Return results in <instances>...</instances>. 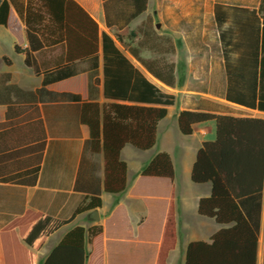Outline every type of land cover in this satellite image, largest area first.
I'll return each instance as SVG.
<instances>
[{
  "label": "crops",
  "instance_id": "obj_1",
  "mask_svg": "<svg viewBox=\"0 0 264 264\" xmlns=\"http://www.w3.org/2000/svg\"><path fill=\"white\" fill-rule=\"evenodd\" d=\"M98 26L97 50L87 51L89 35L80 22L73 20L81 45L69 50L66 42L45 45L33 57L37 72L25 64V56L14 51L15 37L0 25V230L26 211L69 220L85 200H101L99 221L90 220L92 210L74 218L68 226L54 233L36 254V264H43L50 252L73 227L85 229L100 224L103 232L92 243L85 240L86 264H156L164 223L170 205L175 216V244L167 253L165 264H184L186 248L191 242L210 243L211 237L229 225L199 215L201 199L210 197V183L195 184L191 169L203 143L216 138L215 121L196 124L192 134L180 133V112H203L234 118L264 119V113L227 102L224 60L215 24L214 6L222 4L257 10L256 3L213 2L211 6L180 0L147 2V9L127 25L126 40H139L136 28L151 17L156 32L169 36L175 52L169 57L174 64L175 85L167 87L155 80L116 40L117 27L107 26L105 0H72ZM11 16L21 28V48L28 49L25 26L10 5ZM210 21L212 40L200 39L208 33L201 21ZM101 33L109 35L135 68L163 93L173 96L169 106L128 103L105 99L103 95V56ZM83 42V43H82ZM93 44V41H90ZM203 46L205 49H201ZM143 59H153L147 51ZM116 68H120L116 66ZM119 69H117V72ZM71 74L64 79L58 75ZM92 76V79H91ZM136 78L126 86H135ZM89 86L92 88L89 89ZM118 103L165 108L159 121L155 145L140 151L130 145L121 150L127 165V188L119 195L104 191L102 154L84 152L89 129L81 123L83 104ZM43 144L39 161V146ZM170 156L174 178L143 177L142 169L158 153ZM38 168L35 185H19L2 178ZM94 210V209H93ZM0 264L3 256L0 246ZM256 264H264V186L259 214Z\"/></svg>",
  "mask_w": 264,
  "mask_h": 264
},
{
  "label": "trees",
  "instance_id": "obj_2",
  "mask_svg": "<svg viewBox=\"0 0 264 264\" xmlns=\"http://www.w3.org/2000/svg\"><path fill=\"white\" fill-rule=\"evenodd\" d=\"M148 0H105L107 26L117 27L116 40L158 82L175 85L174 64L169 57L175 45L169 36L155 30L151 17L133 32L139 40L133 45L126 40L127 25L147 9ZM10 5L25 26L28 49L21 48V28L11 16ZM214 16L220 50L224 60L227 102L264 113V0L257 10L216 4ZM82 31L89 35L87 51L97 50V24L72 0H0V25L15 37L14 51L25 56V64L37 72L33 53L48 44L66 42L69 50L81 46L76 39ZM103 56V95L105 99L128 103L169 106L173 96L163 93L149 82L117 47L106 33H101ZM83 43V42H82ZM147 51L153 59H143ZM116 66L120 68H116ZM117 69L119 71L117 72ZM135 75L136 85L126 86ZM71 74L56 77L64 79ZM92 79V76H91ZM92 86H89V89ZM165 108L109 103H86L81 107L80 120L89 129L84 152L102 154L104 191L119 195L127 188V165L121 150L130 145L147 151L155 145L159 121ZM215 121L216 138L205 142L197 151L191 169L195 184L210 183L211 195L201 199L198 213L213 218L220 225H229L216 232L211 242H191L184 264H256L259 236V214L264 186V119L234 118L203 112H180L179 131L192 134L196 124ZM39 161L43 144L39 146ZM39 169L17 173L1 181L33 186ZM143 177L173 179L170 156L161 152L142 169ZM101 200L91 197L83 201L67 220H58L41 213L26 211L0 230L3 264H36V254L54 233L68 226L84 212L100 208ZM102 225L87 229L73 227L50 252L43 264H86L85 240L92 243L101 236ZM175 244V216L171 204L166 215L156 264H165L167 253Z\"/></svg>",
  "mask_w": 264,
  "mask_h": 264
},
{
  "label": "rangeland",
  "instance_id": "obj_3",
  "mask_svg": "<svg viewBox=\"0 0 264 264\" xmlns=\"http://www.w3.org/2000/svg\"><path fill=\"white\" fill-rule=\"evenodd\" d=\"M161 0H151V3L153 5H156L157 3H159ZM182 2H191V1H194L196 2L197 0H180ZM199 3L201 4V14H203L205 11H204V8H207V7H202L204 4L207 5V6H211L213 4V2H222V3H232V4H242V3H256V2H259L260 3V0H198ZM200 26L201 28H205L206 29V32H208L204 38L202 37V35L200 36V39L201 41L204 39V40H207L208 42H211L212 40V33H211V26H210V21H208L207 19L201 21L200 23ZM129 37H132V36H128ZM130 43H132L133 45L135 44V41L132 39L130 40ZM201 49H205L203 46H201Z\"/></svg>",
  "mask_w": 264,
  "mask_h": 264
},
{
  "label": "water",
  "instance_id": "obj_4",
  "mask_svg": "<svg viewBox=\"0 0 264 264\" xmlns=\"http://www.w3.org/2000/svg\"><path fill=\"white\" fill-rule=\"evenodd\" d=\"M90 220L94 221V222L99 221V216H98V210L97 209H94V210L91 211Z\"/></svg>",
  "mask_w": 264,
  "mask_h": 264
}]
</instances>
